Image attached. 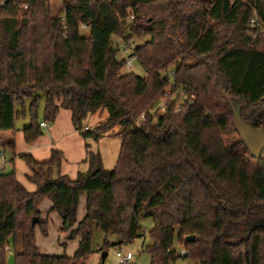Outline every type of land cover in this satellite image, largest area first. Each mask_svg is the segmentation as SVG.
<instances>
[{"label":"trees","instance_id":"1","mask_svg":"<svg viewBox=\"0 0 264 264\" xmlns=\"http://www.w3.org/2000/svg\"><path fill=\"white\" fill-rule=\"evenodd\" d=\"M254 13L264 26V0H0V145L15 149L16 119L27 112L24 137H41L43 95L46 122L65 108L85 139L121 138L113 168L88 151L89 169L74 179L55 175L62 151L42 161L26 153L34 191L14 167L0 172V264L12 237L15 264H86L94 224L123 245L143 234V218L154 221L144 248L152 264L180 257L176 236L199 264H264V151L252 156L236 126L237 114L243 127L264 129V30L253 45ZM117 35L143 40L135 50L146 77L122 72ZM170 66L195 98L179 112L171 102L165 114H150ZM103 109L104 123L83 127ZM82 194L86 215L72 229ZM44 197L62 229L80 236L73 256L43 254L36 244L38 225L48 233L39 211Z\"/></svg>","mask_w":264,"mask_h":264},{"label":"rangeland","instance_id":"2","mask_svg":"<svg viewBox=\"0 0 264 264\" xmlns=\"http://www.w3.org/2000/svg\"><path fill=\"white\" fill-rule=\"evenodd\" d=\"M126 22L129 23L130 19L128 18ZM86 30H87L86 28L82 29L84 33L86 32ZM117 38L118 37L116 36L113 37V39H115L116 41H117ZM141 42H143L142 39L135 38V42H133V44L135 45ZM117 55L119 58H123L126 56V54L123 51H120V52L118 51ZM122 72L130 73L128 70L124 68H122ZM132 72L133 73L135 72L138 76H141V77L147 76V72L146 70H144L139 59H136L134 61ZM160 96L161 95H159L158 98L156 99V103L160 101L161 99ZM29 102L30 101L27 99L26 105H28ZM156 103L153 106H155ZM39 105H40V108L38 111L39 120H43V110L46 105L44 95L40 99ZM153 106H151V108H153ZM107 117H108V112L106 109L98 110L97 112L88 116V118L83 122V127L89 126L90 128L93 129L99 124L104 123ZM16 121H17V129L19 128L23 129L26 125H28L31 122L29 113L27 112L25 116L21 115L20 117L16 119ZM118 129L119 127H115L110 132L115 133ZM85 141H86L87 156H88V151L98 153L101 155L102 166H104V168L111 169L115 166L118 160L119 154H120V150H121L120 149L121 147L120 137L106 133L99 138H96L93 135L88 136V138L85 139ZM22 148L23 146L19 144L18 149H22ZM83 168L80 171H83V172L88 171L89 169L88 164L86 166H83ZM7 169L8 171H11V166L8 167ZM55 175L57 174L55 173ZM79 198H80V201H79L77 213H76L77 219L72 229H74L77 226L78 222L81 221L86 215L85 214L86 200H87L86 195L82 194ZM50 206H51V199H49L48 197H44L43 201L41 202L39 206V211H41L42 215L45 216L46 218L48 217L50 218V220L48 221L45 220L48 222L47 223L48 233H43V231H41V228L38 225L35 228L36 244L38 247L41 248L43 252L45 251L48 254H52V255L67 254L69 256H73L77 248L79 247L78 244L80 241V236L79 235L74 236L73 234H71V230L69 229H62L63 222H62L61 215H59L56 211H50L49 209ZM44 218H42L41 220L43 221ZM261 223L262 222H254L253 226L261 224ZM140 224L142 228L144 229L143 234L139 236V238L133 240L132 242L123 243V245L118 244L119 238L117 235H111L107 238L103 230L100 229L97 224H94L92 228L93 234L91 238V245L93 248V252L91 255H89L86 258L85 260L86 264H121L117 256L118 252H122L123 254L126 252H131L134 255V258L132 259V261L126 262L124 264H152L151 256L149 255L147 251L144 250V248L147 245L151 244L152 242V239L149 236V231L153 229L154 221L152 218H143L140 220ZM106 239L109 240L110 245H111L109 246L108 250H104V246H105L104 243ZM174 243H175L174 248L180 254V251L184 249V247L183 245L178 243L177 236L174 239ZM8 246L9 248H11L12 252L7 251L6 264H15L14 263L15 248H14L13 237L9 241ZM105 251L108 254L105 259V262H103L102 254ZM173 264H199V263L193 258H190L189 256H187V257H177V260Z\"/></svg>","mask_w":264,"mask_h":264},{"label":"crops","instance_id":"3","mask_svg":"<svg viewBox=\"0 0 264 264\" xmlns=\"http://www.w3.org/2000/svg\"><path fill=\"white\" fill-rule=\"evenodd\" d=\"M15 137L16 147L14 150L3 148L0 145V163L2 161L5 162L4 170L0 169V172H10L7 168L11 166L12 170L14 167L18 180L30 191H34L37 186L28 179L32 171L22 159V156L26 155V153L33 155L36 160L42 161L50 159L53 154L52 151H62L61 168L56 171V174H67L72 179L77 176L83 166L87 164L89 166V163L86 161L87 151L85 138L77 130L72 119V112L68 109L61 108L56 115L55 121L49 123L48 127H42L41 137L35 141L27 142L22 128L17 130ZM19 144L23 146L22 149H18ZM52 205L53 203L51 201L50 211ZM40 215H42L41 211ZM44 217L42 215L41 219ZM43 220L48 221L50 218L45 217ZM39 249L41 253H47L45 251L43 252L40 247Z\"/></svg>","mask_w":264,"mask_h":264},{"label":"built area","instance_id":"4","mask_svg":"<svg viewBox=\"0 0 264 264\" xmlns=\"http://www.w3.org/2000/svg\"><path fill=\"white\" fill-rule=\"evenodd\" d=\"M133 18L134 16L132 15L130 17V21H132ZM250 19H251L250 20L251 30L249 31V35H251L253 45H256L259 37V33H261L264 30V26L256 13H254ZM85 27L86 25L84 26V28ZM116 37H118L119 39L117 38V41L113 39L114 48L117 51L119 52L123 51L126 54V56L122 58L124 60L123 68L128 70L129 72H132L134 61L136 59H139V55L136 53L135 50V45L121 35H117ZM175 76H176V69H174V67L170 66L166 68V70L161 71V77L163 79H167L168 81L167 87L164 90V92L161 94L160 101H158L156 105L153 106V108L148 110V113L163 115L170 108L171 102H176L175 111L179 112L183 104L187 100H192L195 98L194 92L190 91L186 86L179 85L176 83ZM139 117L140 118L138 120V123L140 124L146 119L145 112H142ZM41 126L48 127L49 123L46 121H41ZM4 167H5V162L2 161L0 163V169L4 170ZM4 248H6V251L12 252L8 244H6ZM117 256L121 264L132 261V259L134 258V255L131 252H126L124 254L122 252H118ZM187 256H189V252L186 249H182L180 251V257H187Z\"/></svg>","mask_w":264,"mask_h":264},{"label":"water","instance_id":"5","mask_svg":"<svg viewBox=\"0 0 264 264\" xmlns=\"http://www.w3.org/2000/svg\"><path fill=\"white\" fill-rule=\"evenodd\" d=\"M236 126L239 130L243 143L246 147L249 148L252 156L259 158L264 151V129H258L254 125H247L243 127L239 121V118L236 114ZM39 221V218L33 219V225ZM72 237V235H71ZM195 239L194 235H189L186 237L187 241H193ZM107 252H103L102 261L105 262L107 257Z\"/></svg>","mask_w":264,"mask_h":264}]
</instances>
